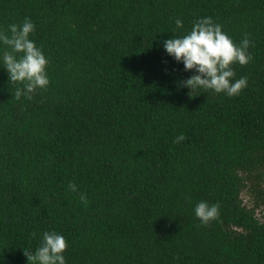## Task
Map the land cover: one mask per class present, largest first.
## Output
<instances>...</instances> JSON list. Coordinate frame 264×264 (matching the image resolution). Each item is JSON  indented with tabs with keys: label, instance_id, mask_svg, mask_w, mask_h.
<instances>
[{
	"label": "trees",
	"instance_id": "obj_1",
	"mask_svg": "<svg viewBox=\"0 0 264 264\" xmlns=\"http://www.w3.org/2000/svg\"><path fill=\"white\" fill-rule=\"evenodd\" d=\"M207 17L250 42L237 96H189L197 73L164 50ZM25 18L49 85L17 100L0 65V264H28L45 232L66 264H264V0H0V31Z\"/></svg>",
	"mask_w": 264,
	"mask_h": 264
},
{
	"label": "clouds",
	"instance_id": "obj_2",
	"mask_svg": "<svg viewBox=\"0 0 264 264\" xmlns=\"http://www.w3.org/2000/svg\"><path fill=\"white\" fill-rule=\"evenodd\" d=\"M175 23L177 29L183 27L182 20L176 19ZM34 30V24L25 18L22 24H12L7 31H0V42L6 46L0 65L6 69L9 83L23 86L15 91L17 100L22 95L31 100L37 90H46L49 85L46 71L48 60L29 39ZM163 45L170 57L177 63H183L185 71L197 73L180 84V87L190 89L189 96L197 89H203L205 92L225 93L232 97L247 87L246 77L232 82L235 75L233 65L238 63L245 66L252 59L248 52L250 42L247 36L239 46L236 45L210 17L199 19L194 22L189 33L167 39ZM184 139L180 135L174 142L180 143ZM69 189L78 191L75 184H69ZM80 199L82 203L87 202L84 194L80 195ZM194 211L202 226H209L212 221L219 219L218 204L209 205L202 201ZM67 247V241L61 234L45 232L35 252L24 251V255L28 264H66L63 253Z\"/></svg>",
	"mask_w": 264,
	"mask_h": 264
},
{
	"label": "rangeland",
	"instance_id": "obj_3",
	"mask_svg": "<svg viewBox=\"0 0 264 264\" xmlns=\"http://www.w3.org/2000/svg\"><path fill=\"white\" fill-rule=\"evenodd\" d=\"M261 190H264V183L260 185ZM241 199L243 201V204L246 205L247 207L251 208L252 205V200L253 198L249 195L248 190H244L241 194ZM255 216L257 219L260 221H264V208L263 207H258L255 210Z\"/></svg>",
	"mask_w": 264,
	"mask_h": 264
}]
</instances>
